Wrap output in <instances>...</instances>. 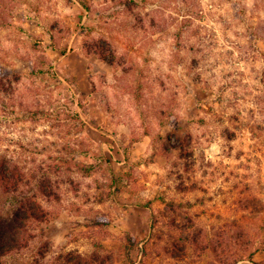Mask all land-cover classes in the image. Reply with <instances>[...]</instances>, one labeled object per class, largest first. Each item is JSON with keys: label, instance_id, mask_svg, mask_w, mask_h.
I'll return each instance as SVG.
<instances>
[{"label": "rangeland", "instance_id": "374dc122", "mask_svg": "<svg viewBox=\"0 0 264 264\" xmlns=\"http://www.w3.org/2000/svg\"><path fill=\"white\" fill-rule=\"evenodd\" d=\"M2 165L8 264H264V0H0Z\"/></svg>", "mask_w": 264, "mask_h": 264}, {"label": "trees", "instance_id": "16d2710c", "mask_svg": "<svg viewBox=\"0 0 264 264\" xmlns=\"http://www.w3.org/2000/svg\"><path fill=\"white\" fill-rule=\"evenodd\" d=\"M106 59V56H103ZM106 61H110L109 59ZM18 168L10 170L9 167L2 165L0 167V192L3 195H11L19 191L20 184L23 182L21 172ZM13 181H15L13 183ZM39 189L38 195L48 196L42 181L37 183ZM52 195V193H50ZM37 196V195H36ZM25 196L18 200L17 204H11L6 208L0 206V264H8L6 259L15 254H21L22 251L29 248V244L34 240L35 234L30 230L31 223H43L46 221L48 214L45 212L40 203ZM130 239V238H129ZM131 243V240L129 241ZM133 244V243H132ZM51 253L49 249L39 248L38 256L19 264H46V257ZM109 260L107 259V262ZM51 264H106L103 258L98 255L83 256L79 252H65L57 255Z\"/></svg>", "mask_w": 264, "mask_h": 264}]
</instances>
